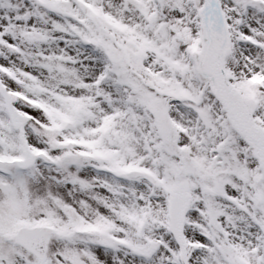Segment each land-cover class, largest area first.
Returning a JSON list of instances; mask_svg holds the SVG:
<instances>
[{"label": "snow or ice", "instance_id": "1", "mask_svg": "<svg viewBox=\"0 0 264 264\" xmlns=\"http://www.w3.org/2000/svg\"><path fill=\"white\" fill-rule=\"evenodd\" d=\"M0 264H264V0H0Z\"/></svg>", "mask_w": 264, "mask_h": 264}]
</instances>
